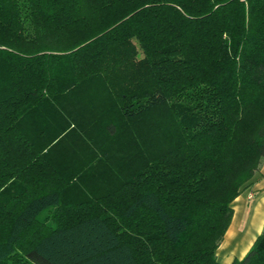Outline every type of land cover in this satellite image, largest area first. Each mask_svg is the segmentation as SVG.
Segmentation results:
<instances>
[{
	"label": "trees",
	"instance_id": "trees-1",
	"mask_svg": "<svg viewBox=\"0 0 264 264\" xmlns=\"http://www.w3.org/2000/svg\"><path fill=\"white\" fill-rule=\"evenodd\" d=\"M152 114V160L106 197L62 199L58 143L141 135ZM262 159L264 0H0V264H142L145 246L152 264H222ZM229 264H264V227Z\"/></svg>",
	"mask_w": 264,
	"mask_h": 264
},
{
	"label": "rangeland",
	"instance_id": "rangeland-1",
	"mask_svg": "<svg viewBox=\"0 0 264 264\" xmlns=\"http://www.w3.org/2000/svg\"><path fill=\"white\" fill-rule=\"evenodd\" d=\"M153 118L154 114L149 115L148 117H143L136 124L133 123L129 126L134 129H139V132L143 133L141 135H139L138 132L134 135L128 130V132L125 133V137L120 139V136H117L114 140H111L106 138L102 133L95 132L94 139L91 137L86 143H79V140H72L73 137L70 141H61L58 143L53 149L50 159L52 163L56 164V168L64 177L73 179L68 185H63L61 187L62 199L64 201L70 200L73 203L74 199L72 197L74 196L77 198H75L77 201H91L92 198L106 197L112 189L118 187L127 178L130 165L136 167L138 161L142 164V160L145 162H148L147 160H152V149L155 148L158 143L157 141H159L155 137L156 134L151 130L152 128H150L152 127ZM155 119L157 120L158 117H155L154 120ZM56 121L54 127L56 129H61V124L63 123L59 121L58 118ZM148 128L149 131H147ZM144 132H147V134L144 135ZM128 141L131 143L130 145L127 144ZM136 143L140 146V151L148 153L147 155H151V157L145 159L144 155L141 157L135 155L133 159L129 158V156H132L129 151ZM126 149L128 150L125 153L124 150L126 151ZM251 194L252 193H249V196ZM129 198H131L130 191L127 194L120 196L119 199L115 201V203H117L116 206H118V208L125 206ZM239 202L233 201L232 205L235 206L236 211L234 222H239L236 230H239L240 234L237 233L233 235L234 227L232 226L230 227L229 232L227 230L225 238L219 246L220 249L216 251L219 257L222 256L220 255V251L228 252V249L231 247L239 252L243 250V247L248 243V240L245 241V243H242V233L244 230L246 231L248 224L244 221V212H242V214L240 213L242 207L238 206ZM115 214L121 217L120 211H116ZM141 216L145 219L152 220L150 215L145 214ZM143 222L144 221H142V223ZM123 223H120L119 220L116 222V226L119 230H125L128 228H126V224ZM128 225H131V223ZM139 230L141 229L138 228V231ZM138 231H134L131 235L126 231V236L130 237L134 244L143 243V245H141L142 247L145 245V238L148 237V233H143L141 231L138 233ZM247 231H250L249 227L247 228ZM149 236H152V229ZM144 239L145 241H143ZM239 240L241 242L240 245L237 244ZM148 243L150 244L152 241ZM243 244L245 245L243 246ZM233 246H236V248H233ZM136 250L142 260V264H152V248H146L145 246V248H136Z\"/></svg>",
	"mask_w": 264,
	"mask_h": 264
},
{
	"label": "crops",
	"instance_id": "crops-1",
	"mask_svg": "<svg viewBox=\"0 0 264 264\" xmlns=\"http://www.w3.org/2000/svg\"><path fill=\"white\" fill-rule=\"evenodd\" d=\"M249 193H252V194L249 196ZM239 200H240V202H239ZM233 201H238L239 202L238 206L242 207L240 213L242 214V212H244V218H245L244 221L246 222V224H248L247 228L249 227L250 231H247V228H246V231L244 230V232L242 233V237H243L242 243H245V241H247V240H248V243H246V246L243 247L244 249L239 251V252L230 247L228 249L229 250L228 252L227 251H224V252L220 251V255H222L220 257L216 253V256L218 257L217 258L218 261L222 264H229L233 258H235V257L240 258L241 256H243V254L246 252L248 247L251 245L255 236L262 230V227H264V159L261 160V163L259 165V169L255 173L251 185L249 187L243 189L233 199ZM232 207H233V214H232L231 221L228 225V228L226 229V232H227V230L229 232V229L232 226V227H234L233 235H235L237 233L240 234L239 230H236L239 222H237V223L234 222L236 211H235V206L232 205ZM226 232H225V234H226ZM225 234H224L223 239L225 238ZM223 239H222V241H223ZM222 241H221V243H222ZM221 243L219 244V246L221 245ZM237 244H239V245L241 244L240 240L238 241ZM244 245L245 244H243V246ZM219 246H218L217 250L220 249ZM233 248H236V246H233Z\"/></svg>",
	"mask_w": 264,
	"mask_h": 264
}]
</instances>
